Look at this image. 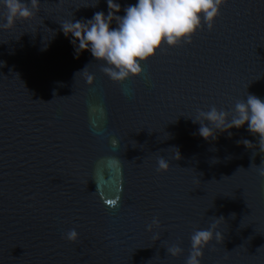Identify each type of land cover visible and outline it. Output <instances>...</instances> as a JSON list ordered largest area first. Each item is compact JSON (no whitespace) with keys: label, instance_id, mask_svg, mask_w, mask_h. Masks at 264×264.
<instances>
[{"label":"water","instance_id":"95a60500","mask_svg":"<svg viewBox=\"0 0 264 264\" xmlns=\"http://www.w3.org/2000/svg\"><path fill=\"white\" fill-rule=\"evenodd\" d=\"M118 2L124 15L136 0ZM96 11L106 0H40L0 29V264H185L192 233L220 216L201 264H264L258 136L245 125L205 140L189 118L264 98V0H227L212 31L162 46L123 83L61 31Z\"/></svg>","mask_w":264,"mask_h":264},{"label":"clouds","instance_id":"9594fccd","mask_svg":"<svg viewBox=\"0 0 264 264\" xmlns=\"http://www.w3.org/2000/svg\"><path fill=\"white\" fill-rule=\"evenodd\" d=\"M106 2L107 14L96 11L91 18L64 20L60 23L61 31L70 39L77 57L83 51H89L96 61L103 63L102 70L111 80L123 83L128 78L142 75L143 63L162 46L190 44L192 36L205 25L212 31L227 0H136L123 8L124 15H118L121 11L118 0ZM39 4L40 0H0V6L6 13L0 29L14 27L17 20L33 19L39 11ZM93 80L94 75L87 74L86 82L91 84ZM189 118L200 125L198 134L205 140H215L222 132L231 136L232 128L247 125V130L258 136L259 149L264 150V98L255 94L247 92L230 110L212 105L208 110L197 109L195 116ZM243 143L247 147L252 144L247 139ZM112 144L115 147L117 141L113 139ZM168 168V161L163 156L159 157L157 171ZM259 174L264 176V168L259 169ZM221 218L224 217H215L208 228L192 233L191 249L185 264H201L203 249L221 236L217 228ZM159 224V218L154 216L146 228L152 231L153 226ZM63 238L75 242L78 232L72 228ZM154 239H159L158 233ZM166 249L172 256L183 252L179 244Z\"/></svg>","mask_w":264,"mask_h":264},{"label":"snow or ice","instance_id":"6c2138e0","mask_svg":"<svg viewBox=\"0 0 264 264\" xmlns=\"http://www.w3.org/2000/svg\"><path fill=\"white\" fill-rule=\"evenodd\" d=\"M107 203H108L109 205H114V204L116 203V201L109 200V201H107Z\"/></svg>","mask_w":264,"mask_h":264}]
</instances>
